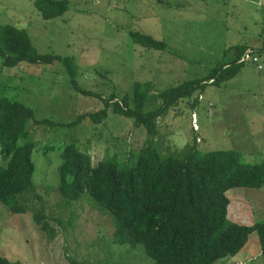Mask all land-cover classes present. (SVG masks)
Instances as JSON below:
<instances>
[{"label":"rangeland","instance_id":"374dc122","mask_svg":"<svg viewBox=\"0 0 264 264\" xmlns=\"http://www.w3.org/2000/svg\"><path fill=\"white\" fill-rule=\"evenodd\" d=\"M5 23L23 28L38 52L71 57L77 71L71 75L60 60L4 66L0 58V97L33 109L32 188L41 197L28 193L31 206L20 213L0 202V255L20 264H155L141 249L112 241L108 214L86 200L64 203L58 194L61 150L74 142L94 161L106 154L126 161L145 142L142 125L111 110L98 123L77 118L101 109V96L132 100L136 81H148L155 95L206 76L234 56L229 47L247 44V53L256 50L264 43V0H69V8L50 19L34 0H0V25ZM131 31L163 41L165 49L135 43ZM251 55L258 61L240 58L244 63L232 78L207 84L161 112L153 141L166 153L188 143L202 152L232 149L248 163L264 160V51ZM226 194L229 220L251 225L264 219V186L233 187ZM37 210L48 229L35 222ZM261 260L253 231L237 253L212 264Z\"/></svg>","mask_w":264,"mask_h":264},{"label":"trees","instance_id":"16d2710c","mask_svg":"<svg viewBox=\"0 0 264 264\" xmlns=\"http://www.w3.org/2000/svg\"><path fill=\"white\" fill-rule=\"evenodd\" d=\"M34 5L44 19H50L62 15L69 8V0H34ZM130 34L137 44L165 49V43L151 35L136 31ZM249 48L247 44L229 47L234 56L217 63L206 76L188 79L155 95L150 94L148 81H136L132 100L128 95L121 99L114 94L101 96L104 106L80 115L75 122L88 118L98 123L111 110L133 119L135 126L142 125L147 137L126 161L116 154L94 161L88 151L74 142L67 143L61 150L58 167V194L64 203L86 200L108 214L114 228L112 241L141 249L155 264H212L220 257L237 253L253 231L257 233L264 264V219L251 225L229 220L226 194L233 187L264 186V160L248 163L235 150L202 152L188 143L179 151L166 153L153 141L161 112L207 84H220L235 76L244 63L238 60ZM251 50V54L264 51V43ZM0 58L4 66L21 61L60 60L71 75L77 71L71 57L38 52L29 34L9 23L0 25ZM73 85L77 87L75 80ZM79 90L89 93L80 87ZM31 120V106L0 97V202L17 213L30 208L27 194H36L32 188L35 145L28 130ZM33 218L43 230L48 229L40 210L33 213ZM71 263L94 264L89 260ZM0 264L20 263L0 255Z\"/></svg>","mask_w":264,"mask_h":264},{"label":"built area","instance_id":"2783aa9c","mask_svg":"<svg viewBox=\"0 0 264 264\" xmlns=\"http://www.w3.org/2000/svg\"><path fill=\"white\" fill-rule=\"evenodd\" d=\"M250 57H252V60L253 61H258V56L257 55H251V53H250V51H249V53H245V55H244V57L243 58H241V60H244V59H246V58H250Z\"/></svg>","mask_w":264,"mask_h":264}]
</instances>
